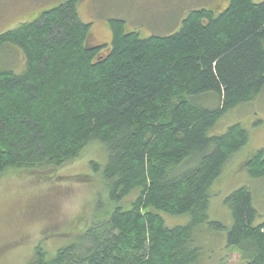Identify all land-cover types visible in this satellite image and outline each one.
Here are the masks:
<instances>
[{"label":"trees","instance_id":"obj_1","mask_svg":"<svg viewBox=\"0 0 264 264\" xmlns=\"http://www.w3.org/2000/svg\"><path fill=\"white\" fill-rule=\"evenodd\" d=\"M80 2L0 35V176L59 170L97 142L107 161L91 166L113 211L52 259L38 247L29 264H199L205 224L226 233L241 264H264V221L249 187L225 199L229 228L209 217L214 183L250 138L241 124L209 132L264 92V1L192 10L177 33L146 38L114 19L110 44L89 42ZM11 48L23 53L22 73L1 61ZM244 166L264 179V149ZM164 214L190 221L170 228Z\"/></svg>","mask_w":264,"mask_h":264},{"label":"rangeland","instance_id":"obj_2","mask_svg":"<svg viewBox=\"0 0 264 264\" xmlns=\"http://www.w3.org/2000/svg\"><path fill=\"white\" fill-rule=\"evenodd\" d=\"M66 1L0 0V35L37 19L43 12ZM228 1L81 0L78 12L80 20L90 25L89 42L110 44L111 20H124L127 29L139 32L141 38L174 34L180 30L183 19L192 10H211L214 7L224 10ZM263 1L254 0L255 3ZM1 55V61L14 72L22 73L25 70L21 51L11 48ZM205 104L207 107L210 105ZM235 124H241L248 130L249 142L231 158L221 178L214 183L209 211L210 221L220 222L227 228L232 223V216L225 199L232 191L243 186L253 191L259 213L257 223L264 221V179L250 177L244 166L252 153L264 149V92L253 103L239 106L221 117L209 135H222ZM106 161L105 149L94 142L75 161L59 170L40 174L7 171L1 175L0 264H29L40 246L52 259L58 250L81 241L88 228L105 220V213L113 211L108 199L109 192L100 174L93 170L91 162H97L104 168ZM99 173L102 174V170ZM124 203H128V200ZM163 218L170 228L186 225L190 221L186 215L164 214ZM197 239V243L203 246L199 264L242 263L239 253L227 249L224 231L216 232L205 224L199 229Z\"/></svg>","mask_w":264,"mask_h":264}]
</instances>
